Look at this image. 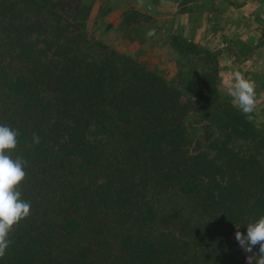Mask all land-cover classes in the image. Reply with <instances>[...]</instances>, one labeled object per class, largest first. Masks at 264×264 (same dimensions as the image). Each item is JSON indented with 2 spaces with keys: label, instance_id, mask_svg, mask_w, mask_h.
I'll return each mask as SVG.
<instances>
[{
  "label": "trees",
  "instance_id": "16d2710c",
  "mask_svg": "<svg viewBox=\"0 0 264 264\" xmlns=\"http://www.w3.org/2000/svg\"><path fill=\"white\" fill-rule=\"evenodd\" d=\"M92 9L89 0H0V88L26 100L29 120L16 128V149L43 169L72 164L77 177L58 222L52 201L41 211L17 186L30 215L0 264H247L235 234L264 216V127L219 88L209 46L170 36L175 83L73 35ZM189 114L215 129L194 154ZM109 227L124 263L108 261Z\"/></svg>",
  "mask_w": 264,
  "mask_h": 264
},
{
  "label": "rangeland",
  "instance_id": "374dc122",
  "mask_svg": "<svg viewBox=\"0 0 264 264\" xmlns=\"http://www.w3.org/2000/svg\"><path fill=\"white\" fill-rule=\"evenodd\" d=\"M190 1L194 0H161L156 4L150 0H89V3L93 2V9L85 27H75L72 33L78 37L86 34L101 39L113 50L131 55L139 64L146 65L156 73L164 75L169 81L177 83L178 54L169 44L170 36L175 34L171 32L174 20L168 16L173 14L175 8V14L186 10L193 11L195 5L191 4V8L185 5ZM207 1L206 9L211 10L209 8L213 7L214 0ZM234 6L236 9L232 14L233 22L220 27L225 33L224 37L216 32L220 26L219 20L205 28L197 38L193 33L178 34L202 46H208L207 42L212 41L209 47L218 62L219 88L233 103L234 98L230 91L235 83V74L241 73L246 79L254 82L256 106L252 114L258 125L264 127V0H238ZM131 10L138 13L131 14ZM181 24V21H178V25ZM150 29H155V35L152 37L147 36ZM190 29L195 30L193 26ZM3 64L0 63V68ZM25 102L24 99L8 97L0 88V125L16 130L24 120H28L22 111ZM186 123L194 139L190 153H198L215 135V129L206 121H197L194 114L186 117ZM59 131L61 132L60 129ZM88 133L87 137L90 138L91 132ZM60 134L64 135L63 132ZM51 137L50 133L47 139L53 143ZM62 142H65L63 137ZM38 145H41V140ZM6 153L14 159L21 157L26 160V153L21 150H6ZM24 170L26 177L22 183L27 188L26 194L34 197L41 211H47L43 205L52 201L54 209L49 208L48 211L58 222L67 211L68 201L64 200L71 194L72 182H76L75 168L70 164L68 170L62 172L58 163L43 169L39 163L27 161ZM107 229L106 235L101 237L112 245V248L108 249V261L124 263L118 257L122 251L118 239L113 234L115 229ZM93 245L97 246L95 242Z\"/></svg>",
  "mask_w": 264,
  "mask_h": 264
},
{
  "label": "clouds",
  "instance_id": "9594fccd",
  "mask_svg": "<svg viewBox=\"0 0 264 264\" xmlns=\"http://www.w3.org/2000/svg\"><path fill=\"white\" fill-rule=\"evenodd\" d=\"M155 35V29L147 32L148 37ZM230 95L234 103L243 114L253 113L256 106V92L254 82L246 79L241 73L235 74V83ZM18 130L0 125V259L6 256L10 246L9 235L15 225L30 215L31 204L22 199V194L17 186L25 179L24 170L27 161L21 157L13 158L6 150H15L19 143ZM38 135L33 136V143L39 144ZM235 239L241 248L250 255L247 264H264V216L255 223L247 226V234L237 231ZM259 246L258 252L253 249Z\"/></svg>",
  "mask_w": 264,
  "mask_h": 264
},
{
  "label": "crops",
  "instance_id": "0c3cea01",
  "mask_svg": "<svg viewBox=\"0 0 264 264\" xmlns=\"http://www.w3.org/2000/svg\"><path fill=\"white\" fill-rule=\"evenodd\" d=\"M238 0H214L213 7L209 8L211 10L206 9L208 5L207 0H194L187 2L185 5H195L196 8L193 11L186 10L185 12L173 14L168 16L169 19L173 18V23L171 25L172 33H184L190 34L193 33L194 37L201 36L202 32H204L205 28L212 26L213 23L220 21V26L216 30L217 35L223 36V29L220 28L222 26H227V24H231L233 22L232 14L235 11L236 7L234 3H237ZM231 3V4H229ZM228 5V6H227ZM191 8V6L189 7ZM198 8V9H197ZM178 21H181V25H178ZM177 22V23H176ZM178 25V26H177ZM193 26L195 30H191L190 27ZM227 32V28L225 29ZM224 37V36H223ZM212 41H208L207 45L209 46Z\"/></svg>",
  "mask_w": 264,
  "mask_h": 264
}]
</instances>
